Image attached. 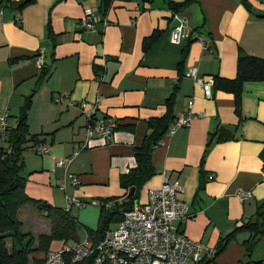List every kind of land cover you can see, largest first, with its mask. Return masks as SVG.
I'll return each mask as SVG.
<instances>
[{"label":"crops","instance_id":"crops-1","mask_svg":"<svg viewBox=\"0 0 264 264\" xmlns=\"http://www.w3.org/2000/svg\"><path fill=\"white\" fill-rule=\"evenodd\" d=\"M19 1L0 0V113H8L7 128L0 126V146L8 147L9 130L31 96L26 123L36 138L23 150L45 143L49 153L36 162L22 152L28 196L68 210L80 234L87 236L88 230H96L101 208L126 196L120 176L135 165L134 149L150 131L148 120L167 111L174 117L192 100V112L200 116L160 137L151 151L154 174L133 205L146 202L163 174L179 179L183 191L178 197L192 213L182 224L183 233L215 251L232 234L204 263L244 261L245 242L252 234L240 227L264 202V81L243 83L240 117L232 92L212 85V96L205 98L184 72L196 67L201 75L233 78L239 51L264 58L263 1L114 0L106 14L108 24L96 21L80 38L83 8L98 10L99 0H32L18 8ZM170 2L180 3L179 8L173 10ZM173 13L185 17L190 31L179 44L168 39L176 23ZM39 49L41 66L36 61ZM96 99L97 115L114 117L118 127L109 139L92 137L81 148L86 119L79 104ZM61 158L67 159L65 164L56 166ZM34 173H39L40 185L28 183ZM70 175L78 176L79 184L73 185ZM241 191L251 196L241 201ZM18 218L22 233L36 238L50 232V221L29 203L19 209ZM67 245L54 240L49 250ZM45 253L31 252L29 264H42ZM250 259L251 264H264V233Z\"/></svg>","mask_w":264,"mask_h":264},{"label":"built area","instance_id":"built-area-1","mask_svg":"<svg viewBox=\"0 0 264 264\" xmlns=\"http://www.w3.org/2000/svg\"><path fill=\"white\" fill-rule=\"evenodd\" d=\"M264 3V0H261ZM176 23L170 28L168 39L173 44H179L189 34L185 17L173 13ZM96 21L108 24L106 15L92 6H85L78 20L77 37L94 29ZM204 41L202 37H198ZM43 49L36 54L37 64L43 63ZM184 76L191 78L198 85L205 98L212 96L213 77L197 73L196 67H190ZM57 101L58 99H54ZM99 99L92 103L79 104L81 114L86 119L84 139L81 148L88 146L92 137L109 139L113 134L117 120L110 116H98ZM200 116L192 112V100L186 108L179 111L168 124L166 132L172 135L179 128L188 127L192 120ZM8 113H0V126L6 127ZM38 154L49 153L45 143L35 145ZM75 153V152H74ZM67 159H58L56 166H63ZM73 185L79 184L76 175H70ZM183 191L179 179H171L163 174L159 187L148 191L144 204H135L132 208L121 212V218L113 228H107L102 237L92 243L87 236L75 245L63 246L60 249L48 250L42 264H73L90 256L94 264H198L205 256H213L215 249L206 247L203 243L186 236L182 224L191 217L189 205L178 197ZM242 201L251 196L250 191L237 194ZM77 205H85L83 201H73ZM96 204L95 200L90 202Z\"/></svg>","mask_w":264,"mask_h":264},{"label":"trees","instance_id":"trees-1","mask_svg":"<svg viewBox=\"0 0 264 264\" xmlns=\"http://www.w3.org/2000/svg\"><path fill=\"white\" fill-rule=\"evenodd\" d=\"M31 1L20 0L16 6L21 8ZM113 1L99 0V13L106 15ZM179 6L180 3L170 2V7L173 10H177ZM149 40L152 41L153 37ZM151 41L146 43V47ZM46 72L44 69L43 74H46ZM245 81H264V58L239 51L235 76L233 78L213 77V85L215 88L232 92L235 112L240 117L241 91ZM30 97L28 96L26 98L20 109L16 126L9 130L8 147L3 148L0 146V264H29V254L34 251L47 252L53 240H61L64 243L69 240L79 241L77 235L78 222L68 210L56 207L42 199L31 198L25 192L26 180L21 174L24 166L22 151L28 142L34 141L36 138V135L28 132L26 123ZM170 100L171 97L167 99V103ZM171 118L173 117L167 111L160 117H152L148 120L147 124L150 131L143 138L141 145L134 149L135 165L126 172H123L120 176L121 186L127 192L131 186H134V193L127 200L114 201L112 206L101 208L99 228L96 230H88L87 232V237L92 243H96L102 237L108 228V222L113 219L116 222L120 220L121 212L132 208L133 203L137 202L139 189L155 171L151 162V151L166 131ZM221 132L223 131H220V134H222ZM27 203L34 206L50 221L51 228L48 234L42 233L35 238L29 232H21L18 211ZM240 228L247 229L252 234L249 240L245 242L246 256L245 260L240 264H251L250 256L253 246L264 233V202L257 206L253 218ZM231 236L232 234L227 235L219 241L214 255L224 248ZM36 240L37 244L35 245ZM73 264H94L93 257L90 256ZM198 264L205 263L201 261Z\"/></svg>","mask_w":264,"mask_h":264},{"label":"rangeland","instance_id":"rangeland-1","mask_svg":"<svg viewBox=\"0 0 264 264\" xmlns=\"http://www.w3.org/2000/svg\"><path fill=\"white\" fill-rule=\"evenodd\" d=\"M263 3V2H262ZM264 4V3H263ZM84 133H85V128H84V131H83V134H82V138L84 139ZM30 145V144H29ZM35 146H33V148L32 149H26V150H23L22 152H23V155L25 156L26 154H27V152L29 153V155L31 156V160H35L36 162H41V154H38L36 151H35V148H34ZM25 149V148H24ZM42 156H44V155H42ZM25 169V165H24V167H23V169L22 170H24ZM26 171V170H25ZM36 176H34L33 178L34 179H30V180H28V183L29 184H35V185H40V181L38 180V179H36V178H39L38 176H39V173H34ZM113 205V203L110 205V206H112ZM116 225V220H112V221H110V222H108V226H109V228H113L114 226ZM99 226V224H97L96 226H95V229H97V228H99L98 227ZM77 235H78V237H79V239H81V240H79V241H82L83 240V234H80V230H77ZM54 241V240H53ZM78 241V242H79ZM69 242V244H71V245H75V244H77L78 242L77 241H72V240H69L68 241Z\"/></svg>","mask_w":264,"mask_h":264},{"label":"water","instance_id":"water-1","mask_svg":"<svg viewBox=\"0 0 264 264\" xmlns=\"http://www.w3.org/2000/svg\"><path fill=\"white\" fill-rule=\"evenodd\" d=\"M134 189H135L134 186H131L128 189V192H127V194H126V196L124 197L123 200H127L129 197H131L133 195V193H134Z\"/></svg>","mask_w":264,"mask_h":264}]
</instances>
